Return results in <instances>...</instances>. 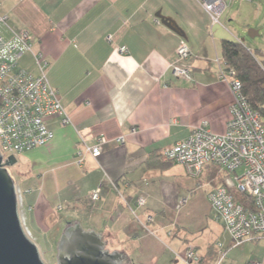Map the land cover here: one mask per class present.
Wrapping results in <instances>:
<instances>
[{
  "label": "crops",
  "instance_id": "crops-1",
  "mask_svg": "<svg viewBox=\"0 0 264 264\" xmlns=\"http://www.w3.org/2000/svg\"><path fill=\"white\" fill-rule=\"evenodd\" d=\"M242 1L232 20L249 24L264 14V0ZM0 14L13 29L28 31L48 60V80L69 119L48 118L53 139L22 153L17 187L25 224L38 232L60 225L61 233L78 222L99 233L110 251L125 253L128 264H188L182 259L188 248L199 264H210L217 254L213 235L225 230L208 193L225 173L209 164L194 178L161 153L202 122L224 133L233 95L217 78L216 59L223 61L217 52L222 39L247 46L243 38L223 21L214 29L198 0H0ZM181 42L189 55L179 62ZM26 57L24 66L34 71ZM176 65L188 75H175ZM99 137L101 153H85L78 165L76 150ZM138 197L144 206H136Z\"/></svg>",
  "mask_w": 264,
  "mask_h": 264
},
{
  "label": "built area",
  "instance_id": "built-area-1",
  "mask_svg": "<svg viewBox=\"0 0 264 264\" xmlns=\"http://www.w3.org/2000/svg\"><path fill=\"white\" fill-rule=\"evenodd\" d=\"M21 1V0H20ZM208 13L211 25H220L225 0H198ZM109 38V37H108ZM126 52L125 47H120ZM177 60L184 61L189 49L181 42L176 49ZM30 54L34 71L22 66L23 56ZM218 64L217 78L226 82L233 95L230 118L222 134L211 132L206 122L194 127L189 135L173 145L165 147L161 155L182 164L188 175L197 178L202 169L215 165L225 173L222 184L208 193V200L215 218L234 243L247 239H264V122L242 92L240 80L223 61ZM48 60L41 51L34 50L31 35L26 30H15L8 17L0 14V156L1 161L10 154L17 155L49 143L54 133L47 127V119L59 117L61 123L69 121L61 105L58 91L47 77ZM175 75H188L186 68L173 67ZM122 143L124 138L118 137ZM104 137L97 143L85 145L75 152V160L81 164L85 153L98 156ZM232 190L246 195L249 204L235 201ZM19 199L20 192L18 190ZM99 198V189L90 193V199ZM145 205V198L138 197L136 206ZM23 217V216H22ZM151 219L150 216L146 217ZM217 254L224 255L222 244H216ZM226 252V251H225ZM182 259L188 264H199L201 257L192 249L185 250ZM250 264H261L253 261Z\"/></svg>",
  "mask_w": 264,
  "mask_h": 264
},
{
  "label": "water",
  "instance_id": "water-1",
  "mask_svg": "<svg viewBox=\"0 0 264 264\" xmlns=\"http://www.w3.org/2000/svg\"><path fill=\"white\" fill-rule=\"evenodd\" d=\"M161 22L183 35L174 21L159 13ZM248 35H258L255 30H248ZM4 162L0 156V264H45L39 255L37 245L24 231L23 217L18 204V187L15 184L9 166L17 163V158L10 154ZM56 264H128L127 255L106 247V241L94 230H85L80 223L67 225L57 244Z\"/></svg>",
  "mask_w": 264,
  "mask_h": 264
},
{
  "label": "rangeland",
  "instance_id": "rangeland-1",
  "mask_svg": "<svg viewBox=\"0 0 264 264\" xmlns=\"http://www.w3.org/2000/svg\"><path fill=\"white\" fill-rule=\"evenodd\" d=\"M252 2H256V0H252ZM225 9L223 14L221 15V20L226 24L228 29L235 35L239 36V38H243L244 43L247 46L252 48L261 49L264 48V14L256 19L255 21H251L252 23L246 24L243 23L244 18H235L232 20V9L234 7H238L239 5H243L242 0H225ZM264 8V3L262 4ZM247 15V14H246ZM216 30L220 29V25L216 24L213 27ZM222 29V28H221ZM255 30L258 32V35L254 37H250L248 35V30ZM225 33V32H224ZM231 38L232 36H227ZM218 56L221 57L220 52H217ZM29 64V60L25 55L22 58V65L26 66ZM24 66V67H25ZM22 163V154L17 155V164L8 167V171L10 172L15 184L17 185L20 175H18V169ZM21 170V169H20ZM24 172V169L21 170ZM24 184L20 182V188H23ZM19 211L20 215H23L21 212L20 199L18 198ZM22 217V216H21ZM23 219V218H22ZM24 226L28 230L32 240L37 245L39 250V255L42 261L45 264H56L57 258V244H58V236L60 237V225L49 227L46 231H36L34 230L30 223L23 219ZM84 226V225H83ZM29 228V229H28ZM213 240H215V245L220 242L223 245L222 252L224 255L216 254V258L211 261L210 264H250L253 261L260 262L264 264V239H247L243 240L240 243H234L226 231H222L220 228L214 233ZM230 246L228 249L227 247ZM227 249V250H226ZM226 250V252H225ZM216 252L217 249H216Z\"/></svg>",
  "mask_w": 264,
  "mask_h": 264
},
{
  "label": "trees",
  "instance_id": "trees-1",
  "mask_svg": "<svg viewBox=\"0 0 264 264\" xmlns=\"http://www.w3.org/2000/svg\"><path fill=\"white\" fill-rule=\"evenodd\" d=\"M220 53L225 67L234 70L247 101L259 112L264 122V52L251 49L237 40L224 38L220 41ZM231 192L235 201L250 203L246 195L234 190Z\"/></svg>",
  "mask_w": 264,
  "mask_h": 264
},
{
  "label": "bare ground",
  "instance_id": "bare-ground-1",
  "mask_svg": "<svg viewBox=\"0 0 264 264\" xmlns=\"http://www.w3.org/2000/svg\"><path fill=\"white\" fill-rule=\"evenodd\" d=\"M24 231H25V233H26L27 237H28L29 239H31V240H32V238H31V236H30V234H29L28 230H27L26 228H24ZM32 241H33V240H32Z\"/></svg>",
  "mask_w": 264,
  "mask_h": 264
}]
</instances>
